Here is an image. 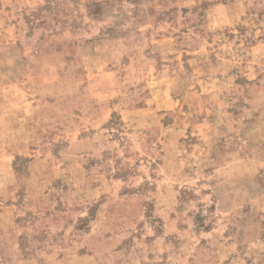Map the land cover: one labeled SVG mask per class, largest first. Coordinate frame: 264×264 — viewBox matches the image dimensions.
<instances>
[{
	"label": "rangeland",
	"instance_id": "1",
	"mask_svg": "<svg viewBox=\"0 0 264 264\" xmlns=\"http://www.w3.org/2000/svg\"><path fill=\"white\" fill-rule=\"evenodd\" d=\"M0 264H264V0H0Z\"/></svg>",
	"mask_w": 264,
	"mask_h": 264
}]
</instances>
